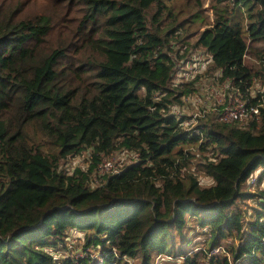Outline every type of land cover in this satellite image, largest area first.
<instances>
[{
	"label": "trees",
	"instance_id": "obj_1",
	"mask_svg": "<svg viewBox=\"0 0 264 264\" xmlns=\"http://www.w3.org/2000/svg\"><path fill=\"white\" fill-rule=\"evenodd\" d=\"M196 51L258 120L186 127ZM136 257L264 264V0H0V264Z\"/></svg>",
	"mask_w": 264,
	"mask_h": 264
},
{
	"label": "built area",
	"instance_id": "obj_2",
	"mask_svg": "<svg viewBox=\"0 0 264 264\" xmlns=\"http://www.w3.org/2000/svg\"><path fill=\"white\" fill-rule=\"evenodd\" d=\"M208 94L211 95L212 100L207 101L201 95L192 98V101L194 99L199 100L200 104L191 103H194L196 108L198 106L202 109H195L190 113L188 122L191 127L194 128L200 121H206L209 115H213L218 123L237 124L241 127L247 126L251 121L258 120L259 109L262 104H249L239 90L232 89L230 81H223L217 86L210 87ZM185 101L189 103L188 99ZM185 125H188L186 121ZM116 163L117 161L113 155L103 157L101 163H99L100 165H98L99 175L106 177L110 174L119 173L116 168L118 164ZM220 250V248H216L211 254H216Z\"/></svg>",
	"mask_w": 264,
	"mask_h": 264
},
{
	"label": "rangeland",
	"instance_id": "obj_3",
	"mask_svg": "<svg viewBox=\"0 0 264 264\" xmlns=\"http://www.w3.org/2000/svg\"><path fill=\"white\" fill-rule=\"evenodd\" d=\"M194 54L196 56L191 55V58L188 57V62L184 66H182L181 69H184V70L187 69L188 70V71L183 72V75H187L186 78H190L191 75H193L196 72L195 69L194 70L192 69L193 66L197 67L200 70V73H195V74L201 75V79L199 80L198 84L196 85L197 91L200 92L201 89L208 88L207 83H208L209 78L202 76V74L205 73V71L207 69V63L206 62H208V61L204 60V58H206V56L201 51H196ZM189 58H190V60H189ZM209 61H210V59H209ZM244 61L248 64L251 63L253 66L259 67L258 60L254 59V58H250L247 56L244 59ZM178 79H179V77H177L175 80L178 81ZM252 89L255 90V88H252ZM199 94L207 101L212 100L211 95H209V94L202 93V92H200ZM192 102L200 104L199 100H197V99H194ZM175 110L185 111L186 112L185 114H187L186 122L188 124V125H186V127L190 130L194 129L193 127H191L189 125V122H188L190 119V113H188L186 111V104H184L182 108L181 107H179V108L175 107L174 111ZM113 156L115 157V159L117 161L116 164H118V166H116L117 170L122 169L124 166L128 165L129 163H131L135 160L134 156H132L131 154H126V153L123 154V153L116 152V153H113ZM83 161H84V159L77 158V159L73 160L72 162H69L68 166H66L64 169H66V171H71L72 168H77V167H78L77 169H80V170L86 169V165L83 163ZM100 163H101V161H100ZM110 175H113V174H110ZM95 177L96 176H94V182L92 180V185H93L92 187L97 188L98 185H97V181L95 180ZM80 237H81V234L72 233V235L68 238L69 246H70V248H72L70 251H72V255H75L77 257L82 254L80 242L78 241ZM198 246L199 245H197V247ZM139 263H140V259H139V257H136V259H134V264H139ZM172 263L173 262L167 263L165 261L159 262V264H172ZM129 264H131V263L129 262Z\"/></svg>",
	"mask_w": 264,
	"mask_h": 264
}]
</instances>
